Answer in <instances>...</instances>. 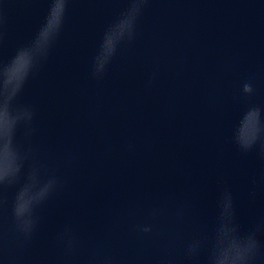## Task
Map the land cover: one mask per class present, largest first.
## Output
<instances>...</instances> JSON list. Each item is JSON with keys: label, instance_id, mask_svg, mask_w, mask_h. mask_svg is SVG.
Wrapping results in <instances>:
<instances>
[{"label": "water", "instance_id": "water-1", "mask_svg": "<svg viewBox=\"0 0 264 264\" xmlns=\"http://www.w3.org/2000/svg\"><path fill=\"white\" fill-rule=\"evenodd\" d=\"M62 15L0 0L20 169L0 264H264V0H67L57 33Z\"/></svg>", "mask_w": 264, "mask_h": 264}, {"label": "snow or ice", "instance_id": "snow-or-ice-1", "mask_svg": "<svg viewBox=\"0 0 264 264\" xmlns=\"http://www.w3.org/2000/svg\"><path fill=\"white\" fill-rule=\"evenodd\" d=\"M58 12H62L63 15L60 18L59 26L57 28V33L62 28L65 9L67 6V0H54ZM135 0H129V3H133ZM44 43L42 46L35 49H27L24 55L32 56L36 61L41 59L46 53L51 44L52 40L55 38L51 30L46 29L43 33ZM110 43V41H106ZM12 60V59H11ZM10 60V61H11ZM10 62L0 63V186L7 187L9 178L16 175L19 172V164L14 169H10L5 164V158L9 152H15L17 154L18 161V143L16 140V135L14 129H9L7 126V114L11 109L10 102L13 96L6 95L3 88V81L6 75V68ZM15 96V95H14ZM261 109V108H260ZM261 116L264 117V109H261ZM260 247V240L255 239L253 244L247 249V258L250 259L254 252Z\"/></svg>", "mask_w": 264, "mask_h": 264}]
</instances>
